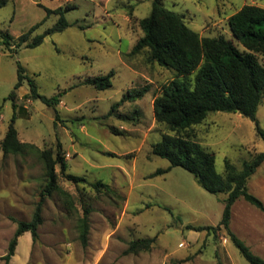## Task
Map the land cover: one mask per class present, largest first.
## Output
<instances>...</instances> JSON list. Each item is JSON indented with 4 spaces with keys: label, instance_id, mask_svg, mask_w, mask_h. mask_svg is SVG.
Wrapping results in <instances>:
<instances>
[{
    "label": "rangeland",
    "instance_id": "374dc122",
    "mask_svg": "<svg viewBox=\"0 0 264 264\" xmlns=\"http://www.w3.org/2000/svg\"><path fill=\"white\" fill-rule=\"evenodd\" d=\"M162 3L183 16L200 37L232 40L239 51L227 18L245 5L264 9V0ZM151 4L152 0H9L0 9V32L14 39L12 50L0 39V143L15 113L20 142L51 150L53 156L59 143L66 173L85 180L74 184L59 175V190L43 200L42 224L37 241L28 248V259L21 263L17 256L9 264H248L223 228H187H216L226 195L207 193L181 168L150 178L169 165L152 155V146L165 134L176 135L156 123L152 112L154 97L174 73L150 61L146 50L131 54L142 36L138 22L149 15ZM61 16L68 27L46 35L34 48H16L19 36L42 23L29 36L31 41L53 28ZM17 64L26 80L15 91L13 110L8 96L17 82ZM109 72L114 73L110 88L97 91L84 85L87 78ZM193 77L179 80L191 86ZM28 80L39 95L57 96L59 104L51 108L31 100ZM143 87L147 91L141 99L120 103L124 95ZM256 121L264 134V95ZM182 134L213 154L220 175L225 160L240 170L264 152L255 123L238 114L210 113ZM44 172L34 150L7 156L0 150V264L17 222L29 221L41 199ZM96 182L110 191H95L90 184ZM247 190L264 206V163L247 181ZM84 210L89 211L86 247L77 228ZM229 228L264 260V213L239 198L231 208ZM143 239H154L148 251L123 254L131 241Z\"/></svg>",
    "mask_w": 264,
    "mask_h": 264
},
{
    "label": "trees",
    "instance_id": "16d2710c",
    "mask_svg": "<svg viewBox=\"0 0 264 264\" xmlns=\"http://www.w3.org/2000/svg\"><path fill=\"white\" fill-rule=\"evenodd\" d=\"M8 2L9 0H0V9ZM162 2L163 0H152L149 15L139 20L138 26L142 36L131 50L132 55L146 50L150 61L174 73V78L163 85L159 94L154 97L152 112L156 123L166 125L169 131L176 135L165 134L152 146V155L166 160L169 165L164 170H157L150 175V178L165 174L172 168H181L191 174L195 182L207 193L226 195L222 217L216 228L191 226L187 228L196 232L203 230L214 232L221 227L248 264H264V260L252 254L229 228L231 208L239 198L264 213L263 204L247 190V181L264 163V152L256 155L251 161L243 163L240 170H236L225 160L224 171L220 175L215 171L213 154L182 134L192 126L202 123L208 114L222 112L238 114L249 119L255 123L258 134L264 140V134L258 128L256 121V113L264 95V64L256 57L260 56L264 62V9L245 5L227 18L228 30L235 42L241 46L242 51H239L232 40L223 37H200L187 27L183 16L166 10ZM41 24L35 25L27 33L19 36L16 48L22 45L25 48H34L42 43L46 35L68 27L61 16L53 28L28 41L29 36ZM0 39L7 50H12L10 43L14 41L13 37L0 32ZM190 75H194L191 86L179 80ZM113 76L114 73L109 72L104 76L87 78L84 85L103 91L111 87ZM24 80H26L24 70L20 64H17V82L8 96V100L13 102V110L16 108L15 91L22 86ZM28 86L31 100H40L51 108L59 104L57 96L47 99L39 95L33 81L28 80ZM146 91L147 89L143 87L138 91L127 93L120 103L141 99ZM15 120L14 113L0 143V150L4 156L24 155L34 150L44 164L46 184L31 219L27 222H17L6 254L1 258L4 264H9L14 256L17 240L24 233H30L33 243L37 241V231L42 224L43 200L59 190V175L74 184L85 182L82 178L66 173L67 163L59 143L53 156L51 150L40 151L34 145L20 142L14 128ZM56 167L59 168L58 173ZM90 187L97 192L100 188L110 191L101 182L90 184ZM88 213V210H84V217L79 220L77 226L83 247L87 246ZM153 243L154 239L131 241L123 254L134 255L148 251Z\"/></svg>",
    "mask_w": 264,
    "mask_h": 264
},
{
    "label": "crops",
    "instance_id": "0c3cea01",
    "mask_svg": "<svg viewBox=\"0 0 264 264\" xmlns=\"http://www.w3.org/2000/svg\"><path fill=\"white\" fill-rule=\"evenodd\" d=\"M23 240H25V243L22 247L21 242ZM31 242H32L31 235L28 232L24 233L22 236L19 237L18 243L16 246V254L12 257V262L13 260H15L17 256L19 257L21 263L25 262L28 259V256H29L28 248ZM20 254H21V257L23 256V259L20 257Z\"/></svg>",
    "mask_w": 264,
    "mask_h": 264
}]
</instances>
